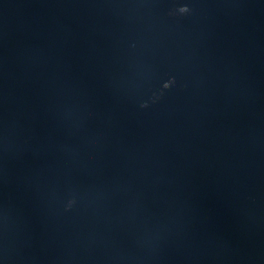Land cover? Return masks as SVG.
Segmentation results:
<instances>
[{
    "label": "water",
    "instance_id": "water-1",
    "mask_svg": "<svg viewBox=\"0 0 264 264\" xmlns=\"http://www.w3.org/2000/svg\"><path fill=\"white\" fill-rule=\"evenodd\" d=\"M153 49L118 0H0V264H264Z\"/></svg>",
    "mask_w": 264,
    "mask_h": 264
},
{
    "label": "clouds",
    "instance_id": "clouds-1",
    "mask_svg": "<svg viewBox=\"0 0 264 264\" xmlns=\"http://www.w3.org/2000/svg\"><path fill=\"white\" fill-rule=\"evenodd\" d=\"M182 11L183 12H186L187 11V9L186 8H182ZM168 87V84L166 85V87L165 88H167Z\"/></svg>",
    "mask_w": 264,
    "mask_h": 264
}]
</instances>
